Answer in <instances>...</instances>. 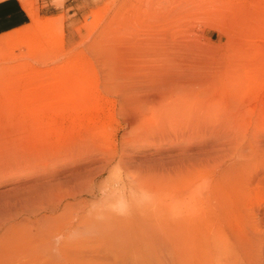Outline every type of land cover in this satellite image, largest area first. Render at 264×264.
I'll return each mask as SVG.
<instances>
[{
	"label": "rangeland",
	"instance_id": "1",
	"mask_svg": "<svg viewBox=\"0 0 264 264\" xmlns=\"http://www.w3.org/2000/svg\"><path fill=\"white\" fill-rule=\"evenodd\" d=\"M176 212L264 264V0H0V236Z\"/></svg>",
	"mask_w": 264,
	"mask_h": 264
},
{
	"label": "bare ground",
	"instance_id": "2",
	"mask_svg": "<svg viewBox=\"0 0 264 264\" xmlns=\"http://www.w3.org/2000/svg\"><path fill=\"white\" fill-rule=\"evenodd\" d=\"M176 213L162 221V218L158 221V216L155 221L133 217L130 222H121L123 229L109 222L110 229L94 235L92 241L87 238L94 243L92 246L83 240L61 244L58 254L47 241L39 240L26 229L1 233L0 264H241V255L230 254L220 239L205 235L198 227L186 223L189 218L179 219L181 216ZM126 222L131 226L126 228ZM158 225L166 226L167 230L159 229ZM245 241L238 238L237 244L243 248Z\"/></svg>",
	"mask_w": 264,
	"mask_h": 264
}]
</instances>
